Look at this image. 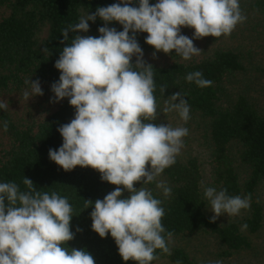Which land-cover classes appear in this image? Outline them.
<instances>
[{
    "label": "clouds",
    "instance_id": "9594fccd",
    "mask_svg": "<svg viewBox=\"0 0 264 264\" xmlns=\"http://www.w3.org/2000/svg\"><path fill=\"white\" fill-rule=\"evenodd\" d=\"M97 17L105 22L98 28L100 35H75L55 61L60 76L51 84L54 97L50 102L67 97L75 114L69 123L58 127L63 142L58 149L50 148L48 155L65 171L77 165L90 166L101 173V180L123 186L102 200H86L85 208L94 203L91 227L100 237L110 232L124 261L151 264L159 259L156 249L171 255L162 235L166 232L161 223L165 211L162 201L150 190L136 188L134 183L153 182L174 165L189 129L152 122L158 116L153 66L143 59L136 34H148L145 42L156 50L154 59L158 51L169 54L175 50L184 60H190L201 52L194 39L229 36L247 16L242 14L239 0H158L155 4L138 0V6H132L131 0H121L97 7L95 12L80 17L78 23L69 24L61 30L64 40H68L70 31L87 33L88 21L95 22ZM113 21L123 30L109 27ZM182 26L194 29L192 38L181 33ZM134 55L135 64L131 62ZM185 79L201 88L213 83L203 78L201 71L190 72ZM25 84L29 85L22 93L25 100L44 94L39 79H26ZM165 89L162 85L161 92ZM8 107L7 102L0 101V109ZM173 110L185 123L190 119V105L180 92L173 93L163 109L165 113ZM3 130H8L7 121ZM23 184L29 191H21L15 182L0 183V264H95L87 250L62 247L75 236L70 230L73 209L67 197L41 193L27 177ZM156 187L165 197L171 195L172 189L164 181L157 182ZM125 190L129 195L121 198ZM203 195L214 213L210 222L225 213L238 215L251 206V194L232 196L226 188L218 191L204 187ZM247 227L245 223L241 230ZM172 235L167 232L169 240Z\"/></svg>",
    "mask_w": 264,
    "mask_h": 264
},
{
    "label": "trees",
    "instance_id": "16d2710c",
    "mask_svg": "<svg viewBox=\"0 0 264 264\" xmlns=\"http://www.w3.org/2000/svg\"><path fill=\"white\" fill-rule=\"evenodd\" d=\"M120 2L0 0V8L7 11L0 17V96L29 87L25 84L26 79H39L43 92L50 99L54 97L51 84L60 76V70L54 64L63 47L71 43L75 35L98 37V28L105 22L99 17L95 22L88 21L90 28L87 33L70 31L66 41L61 30L78 23L80 17L95 12L97 7ZM156 2L158 0H149L150 4ZM239 3L242 14L249 15L250 37L259 30L264 35V0H239ZM131 4L138 6V0H131ZM108 26L123 30L116 21ZM147 35L146 32H138L136 39L143 51H155L145 42ZM254 42V38H249L248 51L240 45L219 46L210 55L190 62H180L179 55L172 50L169 53L174 59L172 63L163 66L151 64L157 106L168 101L173 93L180 92L190 105V113L202 119L203 136L211 160V178L216 189L226 188L232 196L251 194L247 216L240 221L226 224L210 222L198 159L176 157L175 164L161 174L172 189L169 197H165L162 189L153 182L148 183L153 197L162 201L165 215L161 223L166 229L162 235L167 244L169 231L173 233L172 238L204 232L219 242L222 248L220 256L228 258L251 247L248 235L241 230L243 224L248 225L244 231L249 235L257 233L262 226L263 208L257 190L264 185V101H259L251 92L253 77L249 74L246 78L248 68L245 62L249 61L250 72L251 53H242L252 52ZM45 48L47 51H43ZM135 61L132 57L131 62L135 64ZM194 71H201L203 78L211 80L212 85L201 88L195 82H188L186 75ZM162 85L166 86L164 93L161 92ZM52 104L53 107L40 120L33 119L28 123H18L6 110L0 109V128L3 130V122H8V130L3 131L9 139L8 147L0 150V183L15 182L21 191H29L23 184L24 177H27L33 181L37 191L56 192L67 197L73 209L70 230L75 236L62 247L69 251L71 248L87 250L95 264H138L122 259L110 232L106 237H100L92 229L90 213L94 203L85 208L86 200H102L113 191L114 184L101 180V173L90 166L77 165L73 170L65 171L49 159V149H58L63 142L58 127L69 123L75 114V108L67 97ZM240 170L245 174L244 178ZM127 196L122 195L121 198ZM77 228L82 231L77 232ZM169 248L171 255L167 256L172 264L177 260L182 264H200L183 248ZM155 255L160 258L165 253L156 249Z\"/></svg>",
    "mask_w": 264,
    "mask_h": 264
},
{
    "label": "rangeland",
    "instance_id": "374dc122",
    "mask_svg": "<svg viewBox=\"0 0 264 264\" xmlns=\"http://www.w3.org/2000/svg\"><path fill=\"white\" fill-rule=\"evenodd\" d=\"M7 11L4 8H0V17L6 14ZM249 15L247 20L240 23L233 30L229 36L213 37L211 35L203 37L201 39H194L193 43L196 47L201 49L198 56H193L190 60H184L179 56L180 62H190L193 60L201 59L212 53L215 48L219 46H232L240 45L248 51L249 38H254L255 45L252 52H242L244 54L251 53V65L249 72V61L245 62L248 71L246 78H249V74L253 77L254 83L252 85V94L257 97L259 101H264V35L260 34L259 30L256 34L249 35L250 28ZM181 33L192 38L194 29L186 26L181 27ZM156 51V50H155ZM154 51H143V59L146 63L154 65H169L174 61L170 54H165L163 51L157 52V58H153L152 53ZM133 58L136 60V56ZM242 77V76H240ZM241 84V83H239ZM242 85V84H241ZM42 88V86H41ZM232 88V87H231ZM29 89L26 87L16 92H9L0 96V101L8 103L9 107L6 110L10 117L18 123H28L33 119L40 120L46 111L53 107L50 102V97L47 93L43 95H37L30 98L28 101L23 98V91ZM233 89V88H232ZM43 90V89H42ZM166 102L157 106V119L154 123H165L172 127H186L189 129V134L183 137V147L180 151L178 158L186 159L187 157H196L200 163V167L203 175L204 187H215L211 178V160L209 157V149L204 138L203 121L197 115L190 113V119L185 123L176 111L164 112ZM9 145V139L5 135L4 131L0 128V150L7 148ZM150 167V165H148ZM241 177L244 178L245 174L240 170ZM164 181L162 175H159L153 183ZM117 187H123L122 185H114L113 190ZM136 188L144 187L148 189V183L134 185ZM204 187L202 190L204 192ZM260 203L263 208V222L259 231L253 235H249L243 230L244 234L248 235L251 243V247L245 251L236 252L231 257L224 258L220 256L222 248L219 242L210 234L199 232L190 235L178 236L171 238L168 241L169 247L183 248L190 257L200 264H208L209 261L222 260L223 264H264V185L258 187L257 190ZM122 195H129L125 190ZM205 198V197H204ZM206 201V212L211 217L214 213L210 210L211 205ZM247 209H242L238 215L228 216L226 213L221 215L216 221L220 224H226L229 222H238L243 217L247 216ZM154 264H172L168 260L167 254L161 256Z\"/></svg>",
    "mask_w": 264,
    "mask_h": 264
}]
</instances>
